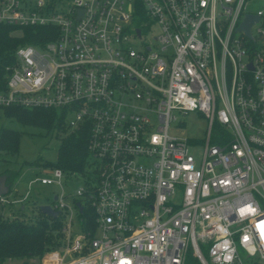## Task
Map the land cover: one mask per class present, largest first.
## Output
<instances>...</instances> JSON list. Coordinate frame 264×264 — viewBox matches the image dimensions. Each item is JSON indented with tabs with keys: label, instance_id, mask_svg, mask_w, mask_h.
I'll return each instance as SVG.
<instances>
[{
	"label": "built area",
	"instance_id": "2783aa9c",
	"mask_svg": "<svg viewBox=\"0 0 264 264\" xmlns=\"http://www.w3.org/2000/svg\"><path fill=\"white\" fill-rule=\"evenodd\" d=\"M247 13L260 16L251 36L239 29ZM0 23L44 26L50 37L17 47L0 108L54 109L65 134L88 132L84 172L52 167L36 179L62 188L51 206L65 218L61 244L40 264H186L189 254L264 264V8L0 0ZM194 111L206 125L186 135ZM80 176L68 204L64 182ZM11 191L0 207L16 201ZM78 203L94 209V226Z\"/></svg>",
	"mask_w": 264,
	"mask_h": 264
},
{
	"label": "trees",
	"instance_id": "16d2710c",
	"mask_svg": "<svg viewBox=\"0 0 264 264\" xmlns=\"http://www.w3.org/2000/svg\"><path fill=\"white\" fill-rule=\"evenodd\" d=\"M20 31L16 33V31ZM44 26H18L0 23V90L6 87V67L14 59L17 47L26 43L44 41ZM7 116L16 118L24 125L43 127L47 131H54L60 137L58 156L56 162L45 161L44 166L60 167L65 172H84L88 166V132L78 131L67 133L63 117L54 109L22 107H6ZM21 132L12 128L0 129V151L6 154H17ZM40 164L39 160L35 161ZM7 175V183L12 189L19 170L6 168L0 171ZM63 214L50 216L40 213L35 219H24L20 216L10 217L4 215L0 207V264L8 258H41L43 254L61 244V229L63 227ZM82 220L89 227L95 224L94 209L87 208L80 214ZM186 264H201L194 255H189Z\"/></svg>",
	"mask_w": 264,
	"mask_h": 264
},
{
	"label": "rangeland",
	"instance_id": "374dc122",
	"mask_svg": "<svg viewBox=\"0 0 264 264\" xmlns=\"http://www.w3.org/2000/svg\"><path fill=\"white\" fill-rule=\"evenodd\" d=\"M248 10L256 12L261 8H264V0H247ZM20 31H16L19 33ZM154 35L145 30V39L152 40ZM134 42L137 44L140 42L138 37H134ZM185 120V118H182ZM206 121L200 112H191L186 118V125L181 129L186 135H198L203 134L202 129L205 128ZM2 127L12 128L21 132L19 141V150L17 154H6L0 151V171L9 168L19 170V174L13 183L12 190H17V196L14 197L15 192L11 191L8 197L10 200H15L13 203L1 206L4 215L10 217L20 216L24 219H35L40 213V206L43 204L55 205L56 201L54 197L56 193L61 192L62 188L55 184H41L36 181L37 178L45 176L51 173L49 166L42 165L43 162H56L58 156V148L60 144V137L56 136L54 131H47L43 127L24 125L16 118H12L6 115L5 111L0 108V129ZM172 133H176L177 130L172 126L170 128ZM39 160L40 164H36L35 161ZM31 180H34L32 183ZM83 177H78L72 182H64V189L67 193L65 201L70 204L72 201L71 195L82 184ZM28 184H32L31 194L29 199L21 207L22 194H25L28 188ZM19 199V200H17ZM63 223L65 218L62 217ZM77 217H74V225L72 228V234L76 235L80 232L78 229ZM62 233V232H61ZM62 242V237L60 238ZM244 255L246 253L242 251ZM191 255V254H189ZM189 257V256H188ZM42 258V257H41ZM41 258H8L2 264H40Z\"/></svg>",
	"mask_w": 264,
	"mask_h": 264
},
{
	"label": "water",
	"instance_id": "95a60500",
	"mask_svg": "<svg viewBox=\"0 0 264 264\" xmlns=\"http://www.w3.org/2000/svg\"><path fill=\"white\" fill-rule=\"evenodd\" d=\"M260 16L257 14L247 13L244 21L241 22L239 29L245 31L248 36H251V26L254 22L259 21ZM139 32V30H138ZM10 192V185L7 183V175L1 174L0 175V197L6 195ZM57 197L55 196L54 199ZM80 211L83 210L81 203H78ZM40 209L43 213H46L50 216H57L59 215L60 211L54 209L51 204H43L40 206Z\"/></svg>",
	"mask_w": 264,
	"mask_h": 264
},
{
	"label": "clouds",
	"instance_id": "9594fccd",
	"mask_svg": "<svg viewBox=\"0 0 264 264\" xmlns=\"http://www.w3.org/2000/svg\"><path fill=\"white\" fill-rule=\"evenodd\" d=\"M262 230H264V225H261Z\"/></svg>",
	"mask_w": 264,
	"mask_h": 264
}]
</instances>
